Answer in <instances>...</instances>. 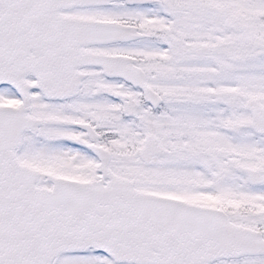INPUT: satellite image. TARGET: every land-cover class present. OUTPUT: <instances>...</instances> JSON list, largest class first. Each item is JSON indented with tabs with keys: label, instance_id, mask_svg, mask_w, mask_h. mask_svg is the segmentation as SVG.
I'll list each match as a JSON object with an SVG mask.
<instances>
[{
	"label": "snow or ice",
	"instance_id": "obj_1",
	"mask_svg": "<svg viewBox=\"0 0 264 264\" xmlns=\"http://www.w3.org/2000/svg\"><path fill=\"white\" fill-rule=\"evenodd\" d=\"M0 264H264V0H0Z\"/></svg>",
	"mask_w": 264,
	"mask_h": 264
}]
</instances>
